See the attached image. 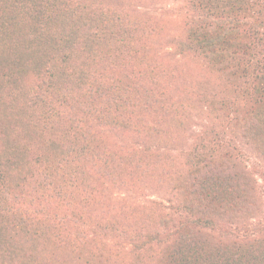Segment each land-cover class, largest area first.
Instances as JSON below:
<instances>
[{"label": "trees", "instance_id": "1", "mask_svg": "<svg viewBox=\"0 0 264 264\" xmlns=\"http://www.w3.org/2000/svg\"><path fill=\"white\" fill-rule=\"evenodd\" d=\"M143 1L0 0V264H264V0H184L203 78Z\"/></svg>", "mask_w": 264, "mask_h": 264}, {"label": "rangeland", "instance_id": "2", "mask_svg": "<svg viewBox=\"0 0 264 264\" xmlns=\"http://www.w3.org/2000/svg\"><path fill=\"white\" fill-rule=\"evenodd\" d=\"M183 5L184 0H145L136 5L135 8L140 15L152 17L165 25L163 35L157 39V41L162 44V55L170 61L180 62L182 67L189 68L191 70L190 76L193 78L207 77L209 73L206 72L203 65L197 64L196 61L192 59H183L175 53V47L172 41L173 38L180 35L186 17L185 10L182 8ZM208 121L209 119L203 117L194 118L191 128L187 133V143L191 142V133L199 132L202 129V123H207ZM100 129L106 132L110 139L120 145H132L136 141L133 135L119 133L108 127H101ZM243 158L258 179L260 194L264 200V163L256 157L246 153ZM111 196L114 199L127 198L137 203L147 202L150 199L167 202V200L171 198L170 194L164 189L150 183H141L134 189L116 188L113 190ZM258 220L264 221V211Z\"/></svg>", "mask_w": 264, "mask_h": 264}]
</instances>
